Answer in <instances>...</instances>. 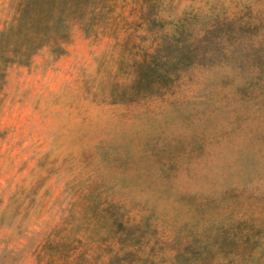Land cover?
Masks as SVG:
<instances>
[{
	"label": "rangeland",
	"instance_id": "rangeland-1",
	"mask_svg": "<svg viewBox=\"0 0 264 264\" xmlns=\"http://www.w3.org/2000/svg\"><path fill=\"white\" fill-rule=\"evenodd\" d=\"M63 48L6 68L0 264H264V0H111Z\"/></svg>",
	"mask_w": 264,
	"mask_h": 264
},
{
	"label": "trees",
	"instance_id": "trees-1",
	"mask_svg": "<svg viewBox=\"0 0 264 264\" xmlns=\"http://www.w3.org/2000/svg\"><path fill=\"white\" fill-rule=\"evenodd\" d=\"M111 0H9L11 18L0 28V90L6 68L28 63L45 46L58 54L69 39L73 22L91 25ZM199 60L191 46L183 43L172 55L152 53L137 71L136 85L164 86L174 74ZM174 65V69H172ZM151 88V87H150Z\"/></svg>",
	"mask_w": 264,
	"mask_h": 264
}]
</instances>
